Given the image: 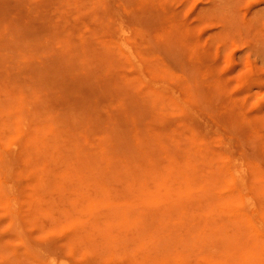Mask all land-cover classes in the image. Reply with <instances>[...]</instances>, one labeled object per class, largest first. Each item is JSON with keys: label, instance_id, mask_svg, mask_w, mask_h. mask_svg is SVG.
<instances>
[{"label": "rangeland", "instance_id": "1", "mask_svg": "<svg viewBox=\"0 0 264 264\" xmlns=\"http://www.w3.org/2000/svg\"><path fill=\"white\" fill-rule=\"evenodd\" d=\"M0 264H264V0H0Z\"/></svg>", "mask_w": 264, "mask_h": 264}]
</instances>
